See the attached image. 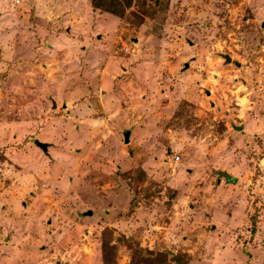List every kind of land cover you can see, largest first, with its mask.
<instances>
[{
  "label": "rangeland",
  "instance_id": "obj_1",
  "mask_svg": "<svg viewBox=\"0 0 264 264\" xmlns=\"http://www.w3.org/2000/svg\"><path fill=\"white\" fill-rule=\"evenodd\" d=\"M111 10L0 0V264H264V0Z\"/></svg>",
  "mask_w": 264,
  "mask_h": 264
},
{
  "label": "trees",
  "instance_id": "obj_2",
  "mask_svg": "<svg viewBox=\"0 0 264 264\" xmlns=\"http://www.w3.org/2000/svg\"><path fill=\"white\" fill-rule=\"evenodd\" d=\"M131 0H91V6L93 8L105 9V7L110 6L112 12L119 14L123 8L130 5ZM114 3V4H113ZM117 3V5L115 4ZM121 6V9L117 7ZM129 247L132 250L131 260L128 264H175L180 263L181 257L170 252H161L158 248L147 249L141 247L134 240H128ZM108 245L104 244L102 247L103 261L102 264H114L110 259L113 258V254L108 250ZM113 248V244H110ZM111 254V255H110Z\"/></svg>",
  "mask_w": 264,
  "mask_h": 264
},
{
  "label": "crops",
  "instance_id": "obj_3",
  "mask_svg": "<svg viewBox=\"0 0 264 264\" xmlns=\"http://www.w3.org/2000/svg\"><path fill=\"white\" fill-rule=\"evenodd\" d=\"M97 9V8H96ZM45 144V143H44ZM42 148V147H41ZM46 148V147H45ZM44 148V149H45ZM227 182H232L235 178L229 172H221Z\"/></svg>",
  "mask_w": 264,
  "mask_h": 264
},
{
  "label": "water",
  "instance_id": "obj_4",
  "mask_svg": "<svg viewBox=\"0 0 264 264\" xmlns=\"http://www.w3.org/2000/svg\"><path fill=\"white\" fill-rule=\"evenodd\" d=\"M124 138H125V141L127 142V141H128V133H126V134L124 135ZM38 145H39L40 147H42L43 149L46 147V144H44V143H38Z\"/></svg>",
  "mask_w": 264,
  "mask_h": 264
}]
</instances>
